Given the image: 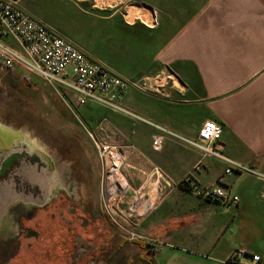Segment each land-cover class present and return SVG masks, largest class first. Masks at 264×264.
I'll use <instances>...</instances> for the list:
<instances>
[{
	"label": "crops",
	"instance_id": "crops-1",
	"mask_svg": "<svg viewBox=\"0 0 264 264\" xmlns=\"http://www.w3.org/2000/svg\"><path fill=\"white\" fill-rule=\"evenodd\" d=\"M29 1L19 0L37 17ZM70 1L85 13L84 39L80 44L58 29L61 34L124 77L151 86L129 85L121 97L139 118L99 104L103 115L90 119L88 102L79 109L90 125L104 122L126 155L117 176L102 179L101 196L107 207L118 202L131 211L130 228L143 236L140 255L148 241L153 264H264V178L226 175L222 159L184 140L216 120L222 153L264 173V0H150L148 17L157 16L152 26L143 15L128 19L123 0ZM37 3L42 9L43 0ZM156 135H163L159 150L151 147ZM197 162L199 185L219 184L239 196L237 204L204 199L187 185L165 186L159 176L176 182ZM150 183L154 190H147ZM241 249L245 254L230 262Z\"/></svg>",
	"mask_w": 264,
	"mask_h": 264
},
{
	"label": "built area",
	"instance_id": "built-area-1",
	"mask_svg": "<svg viewBox=\"0 0 264 264\" xmlns=\"http://www.w3.org/2000/svg\"><path fill=\"white\" fill-rule=\"evenodd\" d=\"M146 23L151 26L157 24L154 11ZM0 69L6 73H16L22 82L26 81L28 84L34 79H39L50 85L92 142L103 171V178L117 176L121 164L126 160V155L119 144L111 139L104 122L99 121L90 125L81 117L79 109L91 101L113 111L139 118L123 106L121 97L127 86L134 85L148 91L151 88L149 83L144 81L137 83L116 72L104 61L92 58L83 48L61 34L57 28L27 11L19 0H0ZM157 127L168 133L164 128ZM221 132L222 126L218 121L206 120L199 128L196 138L184 140L200 150L203 155L210 154L222 159L225 162L223 173L226 175L245 172L264 178V173L222 153L219 140ZM163 141V135L153 136L151 147L159 150ZM201 168V162L195 163L176 182L165 175L159 176L162 177L165 186L187 185L189 190L204 199L219 204H237L239 196L230 193L219 184L200 186L195 175ZM153 170L155 173H160L156 168ZM118 187L122 190L120 183ZM103 205L105 211L110 209L104 203ZM116 209L118 210V213H115L116 217L106 213L112 220L116 221L117 218L121 222L123 218L120 216H123L124 210L118 207ZM120 222L118 223L122 226ZM123 228L129 237H143L132 229ZM239 254H245V250L232 252L228 260L235 262ZM251 258L258 260L259 256L253 254Z\"/></svg>",
	"mask_w": 264,
	"mask_h": 264
},
{
	"label": "rangeland",
	"instance_id": "rangeland-1",
	"mask_svg": "<svg viewBox=\"0 0 264 264\" xmlns=\"http://www.w3.org/2000/svg\"><path fill=\"white\" fill-rule=\"evenodd\" d=\"M39 1L30 0L28 2L33 13L60 31L63 30L70 33L72 37L71 35H67L81 44L84 39L82 30L85 25V13L70 0H43L42 9L37 3ZM148 1L150 0H123L119 6L121 7L120 10L126 13L131 6L139 8L149 7ZM98 2L101 1L98 0ZM155 2L156 0H153V3ZM79 5L82 6L83 4L79 3ZM148 16L149 13L142 17L148 22ZM23 84L22 88H14L9 85L5 86L3 81H0V121L5 122V124L7 123L6 125L11 124L16 129H26L38 142L40 140V143L44 147L46 146L45 148L55 151L66 161H73L71 171L75 176L77 175V180L80 182L81 187L84 188L87 185L88 190L92 191V196L99 203H102V207L105 210L101 196L104 175L92 142L86 137L79 123L69 114L59 95L50 85L39 79H34L29 84L23 81ZM85 108L88 109V117L90 119L95 117L98 120L103 115L102 111L104 107L97 103L88 102ZM82 140H86L88 142L87 145H80L79 143H82ZM16 154H20L19 158L25 157V153ZM16 156L15 154L12 155L13 158H16ZM29 157L32 161L35 160V156ZM56 158L58 157L56 156ZM22 161L20 166L18 161V165L15 167L16 171L22 166L29 168L35 166L29 162L22 164ZM25 167L22 168L20 173L18 171L16 173L21 178H26L31 183H35L30 179L29 173H26ZM36 171L41 172L39 169H36ZM151 189L154 190L152 183L149 184V190L151 191ZM117 207L124 210L127 216H130L131 211L127 209V206L120 203L112 204L109 206L110 209L104 212L116 217L115 213H118ZM128 218L129 221L127 223H124L122 220L120 222L117 218L116 221L120 222L125 228V225L128 224L129 228L127 229H131L133 216ZM2 233L0 232V237H4ZM5 233L8 234V232ZM62 238H64L63 234L60 235L59 232H39V237L36 239L31 238L26 240L22 238L18 250H14L10 254V258L6 259L8 260L7 264H88V256L92 253L85 254L83 258L76 259L73 262L74 258H78L77 254L71 255V258H69L68 252L65 251L68 242L66 240L64 243ZM92 240H94V243L86 244L85 247L91 246V251L93 252L100 245V240ZM27 242L31 243V248L27 247ZM0 244H2V241H0ZM3 257L4 254L0 253V260H4ZM94 264H101V262H95Z\"/></svg>",
	"mask_w": 264,
	"mask_h": 264
},
{
	"label": "flooded vegetation",
	"instance_id": "flooded-vegetation-1",
	"mask_svg": "<svg viewBox=\"0 0 264 264\" xmlns=\"http://www.w3.org/2000/svg\"><path fill=\"white\" fill-rule=\"evenodd\" d=\"M0 81L5 86L14 88L24 86L16 73H6L1 69ZM87 143L82 140L79 144ZM51 152L57 155V161L48 153L38 155L27 150L8 153L0 158V186L12 179L13 188L21 193L20 197L0 201V232H3L2 236L4 234V237H0V253L4 254V260H0V264H7L6 259L10 258L14 250H18L22 238L36 239L39 232L63 234L62 241L68 242L65 251L69 258L77 254L78 258H74L73 262L92 253L88 256V264H153V248L150 243L147 241L146 245L140 247L143 252L140 255L137 250L139 238L129 237L127 231L104 212L102 203L92 196L87 185L81 187L77 175L71 171L73 161H66L55 151ZM16 153H25V157L19 158L20 154ZM14 154L17 155L16 158L12 157ZM29 156H35V160L32 161ZM22 159L34 164L39 170L45 168L48 174L52 173L55 185L49 184L45 189V186L31 183L17 175L15 167L18 161L19 166L21 165ZM92 239L100 240V245L93 252L91 246L85 247L86 244L94 243ZM27 244L28 248L32 247L30 242Z\"/></svg>",
	"mask_w": 264,
	"mask_h": 264
},
{
	"label": "bare ground",
	"instance_id": "bare-ground-1",
	"mask_svg": "<svg viewBox=\"0 0 264 264\" xmlns=\"http://www.w3.org/2000/svg\"><path fill=\"white\" fill-rule=\"evenodd\" d=\"M147 8H139V7L131 6V8L126 13V16L128 18H132L137 16V14L143 16L148 15L149 11ZM45 147L43 146V144L40 143V140L38 142V140L31 133L27 132L26 129H16L11 124L6 125L5 123L0 122V158H2L4 155H7L8 153L22 152L23 150H27L28 152L31 153L36 152L38 153V155H43V153H48L54 161H57L58 159L56 158L57 155L50 152ZM25 162L26 161L23 160L22 164ZM24 167L25 166L20 167L17 171L20 173L22 168ZM34 167H30V168L25 167L26 173H29L30 179L33 182L39 183L42 187L45 186V189L49 184L55 185L56 181L55 178L51 177L52 173L48 174L45 168L42 169L41 172L39 173L36 171L37 168ZM12 184L13 182L11 180L10 182L6 181L4 184L0 186V192H2L0 193V201L3 200L5 201L6 200L5 198L12 199L15 197H20L21 193L17 192L13 188ZM147 190H149V185ZM152 199H153V195H152ZM135 209L139 210V207L137 208L135 207Z\"/></svg>",
	"mask_w": 264,
	"mask_h": 264
}]
</instances>
